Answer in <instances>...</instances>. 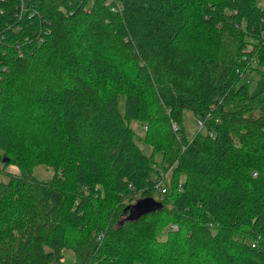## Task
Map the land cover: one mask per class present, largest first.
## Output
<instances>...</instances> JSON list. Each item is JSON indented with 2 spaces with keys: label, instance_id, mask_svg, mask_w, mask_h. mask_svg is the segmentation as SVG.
Instances as JSON below:
<instances>
[{
  "label": "trees",
  "instance_id": "obj_1",
  "mask_svg": "<svg viewBox=\"0 0 264 264\" xmlns=\"http://www.w3.org/2000/svg\"><path fill=\"white\" fill-rule=\"evenodd\" d=\"M0 161V264H264V0H0Z\"/></svg>",
  "mask_w": 264,
  "mask_h": 264
},
{
  "label": "rangeland",
  "instance_id": "obj_2",
  "mask_svg": "<svg viewBox=\"0 0 264 264\" xmlns=\"http://www.w3.org/2000/svg\"><path fill=\"white\" fill-rule=\"evenodd\" d=\"M261 2V0H260ZM121 103L120 105H122V100H120ZM131 126L141 135L142 131L139 127V125L133 121L131 123ZM183 126L185 128V132L187 137L191 138L195 132L198 130V122H197V118L195 117V115L190 111V110H185L184 111V115H183ZM161 140H164V136L162 135ZM165 141V140H164ZM161 142V141H160ZM162 143V142H161ZM143 147V146H142ZM149 147V146H148ZM151 149V147H149V150ZM159 153V152H158ZM2 162L0 161V168L2 171ZM5 172H13L16 173L17 172V167L14 164H9L4 171L0 172V180H5L7 179V175L5 174ZM34 176L42 181H46L48 180L51 175H52V171L48 168H46L45 166L42 165H38L34 168V172H33ZM64 259L65 261L63 262L64 264H72L73 262V257H72V253L70 252V250H64ZM66 262V263H65Z\"/></svg>",
  "mask_w": 264,
  "mask_h": 264
},
{
  "label": "water",
  "instance_id": "obj_3",
  "mask_svg": "<svg viewBox=\"0 0 264 264\" xmlns=\"http://www.w3.org/2000/svg\"><path fill=\"white\" fill-rule=\"evenodd\" d=\"M8 158L6 156L2 157V161L6 162ZM156 201L151 197H144L138 199L134 204L130 205V213L131 216L137 217L142 214H146L150 212L156 205Z\"/></svg>",
  "mask_w": 264,
  "mask_h": 264
},
{
  "label": "clouds",
  "instance_id": "obj_4",
  "mask_svg": "<svg viewBox=\"0 0 264 264\" xmlns=\"http://www.w3.org/2000/svg\"><path fill=\"white\" fill-rule=\"evenodd\" d=\"M197 122H198V125H200V124H201L199 121H197Z\"/></svg>",
  "mask_w": 264,
  "mask_h": 264
},
{
  "label": "built area",
  "instance_id": "obj_5",
  "mask_svg": "<svg viewBox=\"0 0 264 264\" xmlns=\"http://www.w3.org/2000/svg\"><path fill=\"white\" fill-rule=\"evenodd\" d=\"M165 190L164 189H162V192H164Z\"/></svg>",
  "mask_w": 264,
  "mask_h": 264
}]
</instances>
